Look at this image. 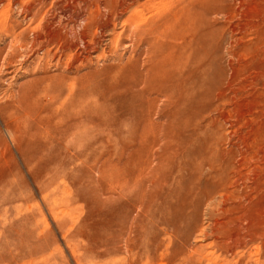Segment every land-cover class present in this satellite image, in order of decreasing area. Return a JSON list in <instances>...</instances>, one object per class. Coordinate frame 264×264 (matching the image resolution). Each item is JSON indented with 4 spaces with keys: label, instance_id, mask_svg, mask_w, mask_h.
I'll return each instance as SVG.
<instances>
[{
    "label": "rangeland",
    "instance_id": "obj_1",
    "mask_svg": "<svg viewBox=\"0 0 264 264\" xmlns=\"http://www.w3.org/2000/svg\"><path fill=\"white\" fill-rule=\"evenodd\" d=\"M129 14H193L209 32L191 65H208L207 94L170 119L120 61ZM154 147L165 157L142 171ZM131 263L264 264V0H0V264Z\"/></svg>",
    "mask_w": 264,
    "mask_h": 264
},
{
    "label": "bare ground",
    "instance_id": "obj_2",
    "mask_svg": "<svg viewBox=\"0 0 264 264\" xmlns=\"http://www.w3.org/2000/svg\"><path fill=\"white\" fill-rule=\"evenodd\" d=\"M181 12V11H180ZM84 15V14H83ZM89 15V14H88ZM87 15V16H88ZM192 15L193 14H171L170 16H168V17H165L164 19H161V20H158V21H154V20H152V21H154V22H152V23H148L147 25H146V23L144 24V22H143V15L142 14H129L128 16H127V24H128V27H129V29L128 30H126V32H125V34H124V36H127V38L131 41V43H132V53L130 54V56L127 58V59H125V57L122 55V57H120L121 59H120V61H121V63H126V64H129L130 66H132V64L134 65V67H133V73H134V78H135V82H134V85H133V87L136 89V93H137V96L140 98V99H146V98H148V100L147 101H151V103L154 105V106H157V104H159V103H161V102H159L160 100H162V98H165V104L163 103V104H160V105H158V106H160L159 108H158V110L159 109H161V108H164L165 109V112L164 113H161V115H160V118L159 117H157V121L159 120V119H164L165 120V118H166V120L167 119H170V117H172V116H174V113H177V112H179V110L181 109V105H183L184 104V106H185V104H189L190 102H192V101H196L197 99H198V92L199 91H204V92H206V94H207V89H208V86L206 85V83H204V82H206V81H204V80H207V77H208V65L206 66H204V69H203V71L201 72V74H200V72H197V71H195L193 68H192V64H195V62H196V60L198 59V52H197V48L198 47H201V48H204V47H206V45H207V40H206V37H207V35H208V30L207 31H205V30H202V28H199L196 24H193V23H191L190 21H186L187 19H190V18H192ZM206 15V14H205ZM89 17V16H88ZM145 17V16H144ZM160 17H162V16H160ZM186 17V18H185ZM206 17V16H205ZM101 18V17H100ZM198 18V17H197ZM89 19V18H88ZM92 19V18H91ZM146 19V18H145ZM160 19V18H159ZM194 21V20H193ZM62 22V21H61ZM87 22H88V20H87ZM93 22V21H92ZM198 22V21H197ZM122 23H124V22H122ZM111 26H116V24H115V21H113V22H111V21H107L103 26H101V28H104L105 29V31L106 30H113V28H111ZM207 26V25H206ZM90 30V29H89ZM85 31V30H84ZM112 32V31H111ZM90 33V32H89ZM104 33V32H103ZM111 34V33H110ZM115 34V33H114ZM128 34V35H127ZM40 35V34H39ZM84 35V34H83ZM86 35H87V33H86ZM90 36V35H89ZM86 37V36H85ZM88 37V36H87ZM94 37V36H93ZM93 37H91L92 39H90V40H88V39H84V38H82L84 41H85V48H88V50H89V48H91L90 49V51H95L96 49H97V47H98V41L96 40V39H93ZM114 37V36H113ZM116 37V36H115ZM81 39V38H80ZM126 39V38H125ZM127 39V40H128ZM122 40V39H121ZM127 40H125V41H127ZM110 41V40H109ZM115 42V44L116 43H118V41H117V38L115 39H113L112 38V40H111V42ZM114 42H113V44H114ZM122 42H124L123 40H122ZM128 42V41H127ZM209 42V41H208ZM71 43V42H70ZM124 44V43H123ZM47 45V44H46ZM72 45V44H71ZM209 45V44H208ZM116 45H114V46H112L111 45V50L115 47ZM130 46H131V44H130ZM113 47V48H112ZM116 48V47H115ZM87 50V49H86ZM110 50V49H109ZM201 50H203V49H201ZM200 50V51H201ZM97 51V50H96ZM89 54H90V52H88ZM203 54V53H202ZM200 56V55H199ZM91 57V56H90ZM202 57V56H201ZM203 58V57H202ZM201 59V58H200ZM123 65V64H122ZM194 66V65H193ZM197 67V66H196ZM118 69H121V67H119V68H117V70ZM124 69V68H123ZM199 71V70H198ZM132 73V74H133ZM201 75L202 76V78L204 79L203 81H199V79H198V75ZM211 79V78H210ZM203 83V84H202ZM115 87V86H114ZM124 87V86H123ZM119 89V88H118ZM112 91V90H111ZM115 92V91H114ZM122 92V91H121ZM206 94H202V97H203V99H205L206 98ZM120 95V94H119ZM126 95V94H125ZM123 97V96H122ZM126 97V96H125ZM131 97V96H130ZM134 97V96H133ZM133 97H131V98H133ZM120 98H121V96H120ZM124 98V97H123ZM139 98H137V99H139ZM202 99V98H201ZM96 100H97V102H98V99L96 98ZM145 101V100H144ZM144 101H142V102H144ZM96 102V101H95ZM112 102V101H111ZM111 102H109V103H111ZM120 102V101H119ZM136 102V101H135ZM146 102V101H145ZM159 102V103H158ZM93 103V102H92ZM104 103V102H103ZM113 103V102H112ZM127 103V102H126ZM97 105L99 104V103H96ZM96 104H92V106H90V104L88 103V105H87V108H88V110L90 111V110H92V108H96L97 106H96ZM135 104V103H134ZM137 104V103H136ZM83 105H84V103L82 104V101L80 100V101H76L75 102V104H74V107L75 106H77L76 108L77 109H80L79 107H81V109L80 110H83L84 108H83ZM100 105H102V104H100ZM105 105H107V104H105ZM114 105H117V104H114ZM147 105V104H146ZM166 105V106H165ZM190 105V104H189ZM112 106V105H111ZM157 106V107H158ZM165 106V107H164ZM171 106H172V108H171ZM191 106V105H190ZM107 107V106H106ZM105 107V108H106ZM113 107V106H112ZM115 107V106H114ZM140 107V106H139ZM192 107V106H191ZM76 108H75V112H76ZM83 108V109H82ZM115 108H117V107H115ZM136 108V107H135ZM134 108V109H135ZM70 109H71V107H69V106H66L65 105V102L64 103H62V105H61V111L62 112H60L61 114H63V115H67L68 114V112H70ZM111 109V108H110ZM138 109V108H137ZM149 109H150V107H149ZM148 109V110H149ZM152 109V108H151ZM191 109H193V108H191ZM71 110H73V108L71 109ZM86 110V109H85ZM88 110H87V114H89L88 113ZM93 110H95V109H93ZM109 110V109H108ZM116 110V109H115ZM114 110V111H115ZM136 110V109H135ZM157 110V111H158ZM162 110V109H161ZM160 110V111H161ZM187 110V109H186ZM117 111V110H116ZM127 111V110H126ZM128 111H129V109H128ZM145 111V110H144ZM192 111V110H191ZM79 112H81V114H82V111H79L78 110V112L76 113V114H78ZM85 112V111H84ZM124 112V111H123ZM162 112V111H161ZM189 112V111H188ZM91 114H92V111L90 112ZM98 113V112H97ZM118 113V112H117ZM129 113V112H128ZM128 113H126V115H128ZM133 113V112H132ZM137 113V112H136ZM136 113H135V116H136V118H137V115H138V113H137V115H136ZM184 113V112H183ZM190 113H193V112H190ZM75 114V113H74ZM80 114V115H81ZM85 114H86V112H85ZM94 114H96V113H93V115ZM131 114V113H130ZM148 114V113H147ZM150 114V113H149ZM156 114V116H157V113H155ZM180 114V113H179ZM63 115H61V116H63ZM97 115V114H96ZM111 115H113V114H111ZM134 115V114H133ZM133 115H131V116H133ZM145 115H146V112H145ZM152 115V114H151ZM78 116V115H77ZM90 116V115H89ZM119 116H121L120 114H119ZM184 116V115H183ZM182 116V117H183ZM185 116H187V115H185ZM185 116H184V118H185ZM75 117V116H74ZM81 117V116H80ZM125 117V116H124ZM139 117V116H138ZM143 117V116H142ZM181 117V116H180ZM188 117H190V116H188ZM61 118V117H60ZM64 118V117H63ZM62 118V119H63ZM70 118V117H69ZM72 118V117H71ZM71 118H70V120H71ZM86 118V117H85ZM105 118V117H104ZM108 118H110V117H108ZM119 118V117H118ZM121 118V117H120ZM136 118H134V119H136ZM159 118V119H158ZM73 120H71V121H69L70 123H72V124H78V121L79 122H81L82 123V120H75L74 118H72ZM122 119V118H121ZM133 119V120H134ZM141 119V118H140ZM139 119V120H140ZM144 119V118H143ZM143 119H141V120H143ZM86 122H89V123H92L91 125H93V124H96L97 123V121H96V119H93V118H89V117H87L86 119H84ZM83 120V121H84ZM101 120H103L102 118H101ZM110 120V122L112 121V119H109ZM115 120V119H114ZM124 120V119H123ZM138 120V119H137ZM139 120H138V122H139ZM145 120V119H144ZM155 120V121H156ZM184 120V119H183ZM64 120H62V122H63ZM67 121V120H66ZM100 121V120H99ZM105 121V120H104ZM117 121H121L120 119L118 120L117 119ZM129 121V120H128ZM149 121H150V119H149ZM178 121V120H177ZM65 122V121H64ZM106 122H108V119H107V121ZM130 122H131V120H130ZM132 122H134V121H132ZM131 122V123H132ZM137 122V121H136ZM144 122V121H143ZM112 123V122H111ZM114 123V122H113ZM117 122L115 121V124H116ZM121 123V122H120ZM146 123H148V122H146ZM145 123V124H146ZM164 123V122H163ZM194 123V122H193ZM67 124V123H66ZM117 124H119V123H117ZM122 124V123H121ZM158 124H159V122H158ZM165 124V123H164ZM137 125H138V123H137ZM136 125V126H137ZM140 125V124H139ZM63 126V125H62ZM65 126V125H64ZM63 126V127H64ZM82 126H83V124H82ZM104 126V125H103ZM109 126V124H107V126H106V128ZM159 126H162V125H158V129H157V131H158V133H160L159 132V130H161V128L159 127ZM66 127V126H65ZM77 126H75V128H76ZM80 127V126H79ZM94 127V126H93ZM96 127H98V126H96ZM116 127H118V126H116ZM78 128V127H77ZM92 128V127H91ZM121 128H123V127H121ZM199 128V127H198ZM69 128H67V130H68ZM71 129V128H70ZM73 129V128H72ZM98 129V128H97ZM116 129H118V131H119V129H120V126L118 127V128H116ZM127 129V128H126ZM134 129V128H133ZM138 129V128H137ZM204 128H202V129H200V130H203ZM66 130V129H65ZM64 130V131H65ZM123 130V129H122ZM199 129H197V131H198ZM69 131V130H68ZM114 131V130H113ZM137 131V130H136ZM139 131V130H138ZM138 131H137V133H138ZM173 131V130H172ZM205 131V130H204ZM67 132V131H66ZM83 132V131H82ZM124 132H126V131H124ZM140 132V131H139ZM142 132V131H141ZM176 132V131H175ZM189 132V131H188ZM114 133H116V132H114ZM119 133H120V131H119ZM157 133V136L159 135ZM179 133V132H178ZM202 133V132H201ZM207 133V132H206ZM218 133V132H217ZM59 134V133H58ZM120 134H123V133H120ZM126 134H128V133H126ZM146 134V133H145ZM196 134V133H195ZM214 134V133H213ZM57 135V134H56ZM130 135V134H129ZM137 135V134H136ZM139 135V134H138ZM175 135V134H174ZM186 135V134H185ZM184 135V136H185ZM187 135H189V134H187ZM193 135V134H192ZM200 135V134H199ZM118 136L120 137L121 135H119L118 134ZM127 137H128V135H126ZM141 136V135H140ZM203 136V135H202ZM202 136H199V137H201V138H203ZM138 137V136H137ZM142 137V136H141ZM165 137V136H164ZM193 137V136H192ZM121 138H122V136H121ZM132 138H133V136H132ZM149 138V137H148ZM151 138H152V136L150 137V140H151ZM162 138V137H161ZM201 138H200V140H201ZM205 138V137H204ZM203 138V139H204ZM122 139H124V138H122ZM128 139V138H127ZM192 139H194V138H192ZM195 139H197V138H195ZM121 140V139H120ZM126 140V139H125ZM143 140V139H142ZM152 140H154V139H152ZM164 140V139H163ZM162 140V141H163ZM183 140V139H182ZM181 140V141H182ZM197 140H199V139H197ZM214 140V139H213ZM213 140H209V141H213ZM156 141V140H155ZM158 141H160V138H159V140ZM191 141V140H190ZM189 141V142H190ZM195 141V140H194ZM102 142L104 143V141L102 140ZM121 142H122V140H121ZM141 140H140V144H141ZM165 142V141H164ZM215 142H216V140H215ZM135 143H136V141H135ZM151 143V142H150ZM154 143H156V142H153V144ZM163 143V142H162ZM167 143H169V142H167ZM194 143H196V141L194 142ZM199 143V142H198ZM123 144V143H122ZM130 144V143H129ZM152 144V143H151ZM164 144V143H163ZM162 144V145H163ZM209 144H210V142H209ZM101 145V144H100ZM105 145V144H104ZM124 145H126V144H124ZM123 145V146H124ZM145 145V144H144ZM194 145V144H193ZM217 145V144H216ZM127 146V145H126ZM132 146V145H131ZM134 146V145H133ZM136 146H137V144H136ZM147 146V145H146ZM149 146V145H148ZM160 147H161V145H159ZM159 146H158V148H159ZM196 146H198V144H195V147ZM200 146V145H199ZM198 146V147H199ZM215 146V144L212 146V147H214ZM218 147L220 146V145H217ZM128 147V146H127ZM144 147V146H143ZM156 147H157V145H156ZM181 147V146H180ZM190 148H191V150L192 149H194V148H192L193 146H189ZM211 147V146H210ZM211 147V148H212ZM216 147V146H215ZM100 148V147H99ZM102 148V147H101ZM107 147H105V149H106ZM110 148H112V147H110ZM110 148H108V149H110ZM123 148V147H122ZM121 148V149H122ZM129 148V147H128ZM131 148V147H130ZM139 148V147H138ZM145 148V147H144ZM155 148V147H154ZM156 149L157 151L155 152V149H153V151H151L150 153H149V150H148V156H147V159H146V161H145V163L143 164V166L144 167H142V166H140V167H142L143 168V170L142 171H144V169H145V167H146V170H147V172L148 171H150V169H152V163L154 162V161H157L158 162V164L160 163V162H162V160L164 159V154H166V153H162L163 151L161 150V148H159L162 152H160V153H158V150L159 149ZM203 148V147H202ZM202 148H200V149H202ZM151 149V148H150ZM195 149H197V147L195 148ZM194 149V150H195ZM209 149V148H208ZM215 149V148H214ZM100 150V149H99ZM118 150V149H117ZM128 150V149H127ZM127 150H124V148H123V153L122 154H124V151H125V154H126V151ZM137 150V149H136ZM159 150V151H160ZM187 150H189V149H187ZM204 150V149H203ZM216 150V149H215ZM94 151V150H93ZM97 151H98V149H97ZM107 151V150H106ZM108 151H111V150H108ZM118 151H120V150H118ZM129 151H131V150H129ZM139 151V150H138ZM145 151H147V150H145ZM144 151V152H145ZM211 151H213V150H211ZM210 151V149H209V152H211ZM95 152V151H94ZM112 152H113V150H112ZM128 152V151H127ZM134 152V151H133ZM132 152V153H133ZM166 152V151H165ZM189 152V151H188ZM193 152V151H192ZM206 152V151H205ZM204 152V153H205ZM207 152H208V150H207ZM208 152V153H209ZM221 152H223V151H221ZM96 153V152H95ZM110 153V152H109ZM136 153H137V151H136ZM178 153V152H177ZM198 153V152H197ZM199 153H200V151H199ZM216 153H219L218 155H220V152H216ZM97 154H99V152L97 153ZM104 154V153H103ZM102 154V155H103ZM114 154V153H113ZM129 154H131V153H129ZM189 154V153H188ZM203 154V153H202ZM71 155V154H70ZM101 155V156H102ZM190 155V154H189ZM200 155V154H199ZM223 155V154H222ZM72 156L74 157V158H77V160L78 159H80V157H82V154H81V152H79V153H72ZM126 156V155H125ZM124 156V157H125ZM132 156V155H131ZM187 157V156H186ZM196 156H194V158H195ZM228 157V156H227ZM230 157V156H229ZM105 158V157H104ZM114 158V157H113ZM113 158H110V161H111V159H113ZM130 158V157H129ZM174 158V157H173ZM189 158H190V160H191V158H193L192 156L190 157L189 156ZM193 158V159H194ZM199 158V157H198ZM197 158V159H198ZM226 158V157H225ZM224 158V159H225ZM99 159V158H98ZM100 159H102V158H100ZM109 159V158H108ZM122 159V158H121ZM179 159V158H178ZM193 159L191 160V162L193 161ZM199 159H202V157L201 158H199ZM205 162L206 161H208L207 160V158H206V156H205ZM216 159H219V158H216ZM115 160V159H114ZM119 160V159H118ZM132 160V159H131ZM176 160H177V158H176ZM180 160V159H179ZM182 160V159H181ZM223 160V159H222ZM221 160V158L219 159V161H222ZM96 161V160H95ZM108 161V160H107ZM117 161V160H116ZM139 161V160H138ZM140 161H142V160H140ZM184 161H185V159H184ZM188 162H189V160H187ZM202 161H203V159H202ZM228 161V160H227ZM226 161V162H227ZM176 162V161H175ZM182 162V161H181ZM180 162V163H181ZM186 162V161H185ZM199 162V161H198ZM197 162V163H198ZM212 162V161H211ZM214 162H215V159H214ZM222 162H224V161H222ZM225 162V163H226ZM105 163V162H104ZM201 163V162H200ZM209 163V162H208ZM216 163H217V161H216ZM107 164H109V163H107ZM157 164V165H158ZM166 164V163H165ZM178 164V163H177ZM176 164V165H177ZM182 164V163H181ZM184 164V163H183ZM186 164V163H185ZM184 164V165H185ZM188 164V163H187ZM186 164V165H187ZM205 165H206V163H204ZM210 164V163H209ZM221 164V163H220ZM119 165V164H118ZM156 164H155V167L157 166ZM183 165V166H184ZM194 165V164H193ZM193 165H192V167H193ZM198 165H200V164H198ZM202 165V164H201ZM211 165V164H210ZM209 165V166H210ZM219 165V164H218ZM100 166H101V164H100ZM100 166H97V167H100ZM103 166V165H102ZM137 166V165H136ZM154 166V165H153ZM179 166H181L182 167V165H179ZM188 166V165H187ZM207 166H208V164H207ZM223 166V165H222ZM64 167H65V169H66V165H64ZM68 167H70V168H73L74 169V167L75 166H73V167H71V165L70 166H68ZM96 167V168H97ZM133 167V166H132ZM158 167H159V165H158ZM174 167V166H173ZM215 167V166H214ZM225 167H227L226 165H225ZM95 168V167H94ZM161 168V167H160ZM159 168V169H160ZM183 168V167H182ZM181 168V169H182ZM184 168H185V166H184ZM187 168V167H186ZM190 167H188L187 168V170L189 169ZM210 168H211V166H210ZM47 169V168H46ZM76 169V168H75ZM134 169V168H133ZM177 169H179V168H177ZM181 169L177 172V174L181 171ZM223 169V168H222ZM226 169V168H225ZM97 170V169H96ZM123 170H125V169H123ZM153 170V169H152ZM157 170V169H156ZM166 170V169H165ZM170 170V169H169ZM189 170H192V169H189ZM217 170V169H216ZM74 171V170H73ZM99 171V170H98ZM129 171V170H128ZM219 171H221V170H219ZM125 172V171H124ZM146 172V171H145ZM152 172V171H151ZM125 173H128V172H125ZM144 173V172H143ZM219 173V172H218ZM68 174H70V170H69V173ZM145 174V173H144ZM152 174V173H151ZM176 174V175H177ZM180 174V173H179ZM178 174V175H179ZM220 174V173H219ZM57 175V174H56ZM124 176V175H123ZM131 176V175H130ZM136 176V175H135ZM150 176V175H149ZM149 176H147V177H149ZM212 176V175H211ZM112 177V176H111ZM121 177V176H120ZM133 177V176H132ZM142 177V176H141ZM146 177V176H145ZM146 177V178H147ZM166 177V176H165ZM164 177V178H165ZM175 177V176H174ZM209 177V176H208ZM124 178V177H123ZM139 178V177H138ZM115 179V178H114ZM120 179V178H119ZM128 179V178H127ZM151 179V178H150ZM173 179V178H172ZM113 180V179H112ZM118 180V179H117ZM120 180H122V179H120ZM140 180V179H139ZM144 180H145V178H144ZM168 180V179H167ZM122 181H124V179L122 180ZM127 181V180H126ZM125 181V183L124 184H126V185H128L129 184V182H126ZM131 181V180H130ZM147 181V180H146ZM141 182H142V180H141ZM145 182V181H144ZM144 182H142L143 184H145ZM148 182V181H147ZM161 182V181H160ZM167 182H169V181H167ZM171 182V181H170ZM120 183V182H119ZM172 183H173V181H172ZM208 183V182H207ZM133 184V183H132ZM138 184V183H137ZM140 184V183H139ZM148 184H150V183H148ZM147 184V185H148ZM154 184V183H153ZM209 184V183H208ZM121 185V184H120ZM116 186V185H115ZM124 186V185H123ZM129 186V185H128ZM131 186V185H130ZM133 186V185H132ZM136 186V185H135ZM143 186V185H142ZM126 187V186H125ZM211 187V186H210ZM216 187V186H215ZM118 188V187H117ZM120 188V187H119ZM123 188V187H122ZM127 188V187H126ZM130 189L132 188V187H129ZM143 188H144V186H143ZM208 188V187H207ZM121 189V188H120ZM128 189V188H127ZM206 189V188H205ZM122 190H124V189H122ZM132 190V189H131ZM210 191V190H209ZM131 193H132V191H130ZM117 193V192H116ZM118 193H120V192H118ZM117 193V194H118ZM127 194V193H126ZM126 196V195H125ZM210 197V196H209ZM126 198H127V196H126ZM169 205V204H168ZM171 213V212H170ZM190 219H191V217H190ZM177 226V225H176ZM178 228V227H177ZM176 228V229H177ZM192 228V227H191ZM175 229V230H176ZM194 229V228H193ZM177 231H178V229H177ZM176 231V232H177ZM189 234V233H188ZM192 234V233H191ZM129 248V247H128ZM132 249V248H131ZM130 251V250H129ZM133 258V257H132ZM131 258V259H132ZM135 258V257H134ZM137 258V257H136ZM138 261V260H137ZM132 264V263H131Z\"/></svg>",
    "mask_w": 264,
    "mask_h": 264
}]
</instances>
